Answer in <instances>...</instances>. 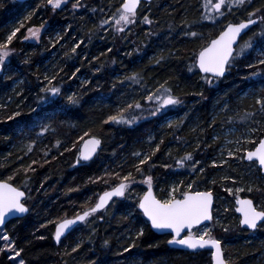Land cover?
I'll return each instance as SVG.
<instances>
[{
	"label": "trees",
	"instance_id": "trees-1",
	"mask_svg": "<svg viewBox=\"0 0 264 264\" xmlns=\"http://www.w3.org/2000/svg\"><path fill=\"white\" fill-rule=\"evenodd\" d=\"M76 2L64 0L53 9L47 0H0V43L19 29L9 45L13 54L0 73V180L22 189L29 209L24 217L0 228V236L6 233L17 251L23 249L18 258L25 264H211L209 250L169 246L170 236L153 232L140 211L133 209L150 175L154 194L161 200L168 197L173 184L179 185L176 198L187 191L212 192L213 218L207 225L212 236L222 241L229 264H264V224L253 231L241 227L234 196L227 192L229 187H241L239 195L262 208L264 176L255 162L219 157L224 154L227 133L233 132V141L242 143L241 152L254 148L248 141L258 142L264 135V113L255 103L257 95L264 94V81L247 79L260 69L248 67L257 64L260 49L236 56L226 74L211 86L195 66L199 50L225 24L248 19L249 12L264 9V0H251L231 11L223 7V16L209 13L212 19L204 18L205 0H150L140 3L135 22L124 26L123 32L110 19L123 0H79L73 8ZM260 16L264 12L252 17L258 18L257 24L235 50L264 28ZM105 20L109 22L102 26ZM41 25L38 41H27V29ZM58 37L62 39L57 42ZM160 56L165 59L156 64ZM133 72L141 75L140 84L126 79ZM53 76L56 79L48 84L45 77ZM165 81L182 103L151 116L148 110L154 103L146 98ZM53 86L60 95L53 103H42L41 89ZM73 94L79 103L68 102ZM133 102L143 109L136 110L141 118L135 123L108 121ZM18 110L22 115L9 121L7 117ZM245 113L252 115L241 119ZM43 125L49 126L47 132H41ZM86 136L98 138L101 144L92 160L78 163V146ZM157 145L159 151L142 166L143 174L137 173L134 165L139 159L132 154H151ZM186 153L199 161L195 171L192 162L177 164ZM129 172L135 183L124 197L112 199L106 210L55 243L56 222L90 208L100 192L120 182L116 173L122 178ZM102 176L103 180L90 182ZM184 186L188 188L183 190ZM140 228L144 235L136 238ZM77 244L79 248L72 251ZM132 244L135 247L125 252ZM4 245L0 239V249ZM13 254L8 249L0 251V264H15Z\"/></svg>",
	"mask_w": 264,
	"mask_h": 264
},
{
	"label": "snow or ice",
	"instance_id": "snow-or-ice-1",
	"mask_svg": "<svg viewBox=\"0 0 264 264\" xmlns=\"http://www.w3.org/2000/svg\"><path fill=\"white\" fill-rule=\"evenodd\" d=\"M251 0H216L213 3V0H205L203 7L206 9L204 14L205 19H212V15L209 13H215L223 16L224 13L221 11L223 7H227L231 11L232 7H243L245 4L250 3ZM48 5L53 9H58L64 3V0H47ZM140 0H123V3L117 9V12L113 14L110 19L114 22V25L117 28V31L123 32L124 26L133 24L135 22L136 12ZM79 6V0L73 4V8ZM264 12V9H256L248 13V19L239 23H228L224 30L220 32L219 36L212 40L207 46L203 47L198 55L195 57V63L198 65V68L201 72L205 73L204 77L205 82L211 86L214 80L223 77L231 66V62L235 59L236 56H242L246 52L254 51L257 47L260 49L259 58L256 65L249 64V68H257L260 66L259 70H254L251 73V76L247 79H252L253 77H261L264 81V28L261 29L258 33H253L247 40L242 44H239V50L234 49V44L238 43L239 38H241L242 33H245V30H250V26L256 24V20L252 19L253 16H257L258 13ZM145 22L151 23L147 17L144 18ZM261 24L264 25V16L259 17ZM109 21L105 20L101 22V25L107 24ZM28 29V32L31 37L39 39L41 29ZM19 29H15L10 35L7 36V40L4 43H0V69L3 68L6 60L13 54V50L9 48L13 38L16 36V33ZM189 35L196 37L198 34L196 32H190ZM28 39V37H25ZM62 37H58L57 42ZM79 47L77 44L71 49L73 53L76 52V48ZM165 57L160 56L155 60L156 64L161 63ZM27 62V61H25ZM79 69H77V72ZM75 76V73H73ZM48 81V84H51V80L56 79L53 76L51 79L45 77ZM126 79L134 84L141 83V75L137 72H133ZM167 81L164 84H161L155 92L147 96L149 102L154 103V107L149 109L151 116H156L162 114L165 109H169L180 105L182 103L179 96L174 95L171 88L166 87ZM42 93L45 95L40 97L42 103H53L55 98L60 95V89L58 87H47L41 89ZM261 93H264V87L261 88ZM202 95V94H201ZM67 100L70 104L79 103L78 97L75 94L68 96ZM256 105L259 106L261 113H264V94L257 95ZM19 108V106H17ZM227 107V105H225ZM136 110H141V104L139 102L128 103L126 108H119L117 114L110 115L108 121H111L116 124H127L131 125L135 123L141 117L135 115ZM32 112H36V109H32ZM22 113L18 110L12 115L8 116L9 121L15 120L17 117H20ZM249 113H245L244 117L241 119H246ZM107 122V121H106ZM172 125L170 124L169 127ZM49 130L48 125H43L41 132H47ZM39 135V134H38ZM34 143V141H33ZM250 144H254L253 150L247 151V159L249 161L258 160L259 165L264 167V138L259 139L258 142L248 141ZM88 145H91L90 148H87L86 151H81L80 156L78 157L77 162L81 160L88 161L92 158V155L96 152V149L100 146L101 140L93 137L87 142ZM60 146V141L56 142V147ZM32 150V145H28V151ZM69 149H66V151ZM156 151H159V145L156 146V149L151 153H141L134 152L132 155L139 159V163L134 165L137 173L143 174L142 166L147 165L152 159V156L155 155ZM47 154V153H45ZM229 156H232L231 151L228 152ZM143 158H140V157ZM185 161L192 162L193 171H195V165L199 161H193V156L191 153H186L177 164L183 166ZM35 163V162H34ZM200 172H203V168L199 169ZM116 177L120 179V182L112 187L110 191L103 192L102 195H99L97 202L94 206L83 211L82 214H77L74 219H64L61 222L56 224V231L54 238L57 243L61 241V237L65 235L66 231H71L72 227L78 222H86L87 219L93 214L97 213L101 209L106 210V206L109 205V201L113 197H124L126 191L130 186L135 183V178L132 173L129 172L127 175H124L122 178L119 173H116ZM12 177H8V180H11ZM103 177H97L96 180L90 182L96 183L99 180H103ZM107 183L106 180H104ZM148 185V191L144 193L142 197L139 198L137 204L133 205V209H139L142 211L143 215L147 217V221L150 222V226L156 230H171L172 238L167 241V244L180 245L184 249L191 250L193 252L208 249L211 251L213 264H229V261L225 258L224 251L222 248V241L212 236L211 230L205 228L199 234H194L191 229L194 225H200L204 221L212 220L211 205H212V195L210 192H184L182 194V199H177L174 193L177 191L176 188H172L168 194L167 199H157L152 191V182L153 177L147 176L144 180ZM191 188V185H189ZM228 191H231L229 189ZM243 191V189H237V192ZM249 192H252V188H248ZM25 193L20 191L18 188L13 187L7 181H0V225L5 223L6 218L9 215L16 213L24 214L29 211L25 203L22 202ZM237 204L239 207L236 208L237 212H240L242 218L240 219V225L246 226L248 229L255 230L258 228V225L264 224V207L258 208L251 199H239L237 198ZM132 212H129L131 215ZM223 227V226H222ZM188 229L186 235H181L182 232ZM223 230L227 232L229 229L223 227ZM144 235V229L136 233V238H140ZM44 237H40L43 239ZM0 239L5 241V249L11 250L14 252V257H20L23 249H15V241L11 240L10 237L5 233L3 236H0ZM107 244V241H105ZM135 244L129 245L124 249L125 252H129L131 248H134ZM79 248V244L72 251H76ZM19 264H25L23 259L19 260Z\"/></svg>",
	"mask_w": 264,
	"mask_h": 264
},
{
	"label": "water",
	"instance_id": "water-1",
	"mask_svg": "<svg viewBox=\"0 0 264 264\" xmlns=\"http://www.w3.org/2000/svg\"><path fill=\"white\" fill-rule=\"evenodd\" d=\"M16 1H18V2H23V1H25V0H16ZM150 0H140V3L141 2H149ZM123 3V2H122ZM140 5V4H139ZM139 5H138V7H139ZM138 9V8H137ZM252 19H254V20H256L257 22H258V18H256V17H254V18H252ZM247 20V19H246ZM246 20H240V21H238V22H229V23H239V22H242V21H246ZM257 22H256V24H257ZM228 24V23H227ZM227 24H225V26L227 25ZM225 26L218 32V34L215 36V37H213V38H211L209 41H208V43L205 45V46H207L212 40H214V39H216L218 36H219V34H220V32L221 31H223L224 30V28H225ZM254 25H252V26H250V29L253 27ZM249 32V30H245V33L247 34ZM246 34H244V33H242V36H241V38L244 36V35H246ZM241 38H239V40H238V43H239V41L241 40ZM238 43L237 44H234V49L236 48V46L238 45ZM204 46V47H205ZM203 48V47H202ZM201 48V49H202ZM200 49V50H201ZM200 50H199V52H200ZM198 52V53H199ZM198 53H197V55H198ZM196 55V56H197ZM195 66H196V68H197V70H198V72L200 73V74H202V75H206L205 73H203V72H201L200 70H199V68H198V65H196V63H195ZM0 73H1V69H0ZM226 74V73H225ZM221 78V77H220ZM94 136H87V137H85V138H83V140L81 141V143H80V145H79V149H78V157L80 156V153H81V151H86L87 150V148H90L91 147V145H88L87 144V142L89 141V140H91L92 138H93ZM96 138V137H95ZM261 138H264V135L261 137ZM260 138V139H261ZM96 139H98V138H96ZM99 148V147H98ZM98 148L96 149V152L92 155V158L90 159V160H92L93 158H94V156L96 155V153H97V150H98ZM250 150H253V148L252 149H250ZM247 151H249V150H247ZM247 151L246 152H244V155H243V159H244V161H246V162H255L256 163V166H257V168L259 169V171H260V173H261V175H263L264 176V167H261L260 165H259V162H258V160H253V161H249L248 159H247V156H246V154H247ZM90 160H88V161H90ZM88 161H83V160H81V162H88ZM0 181H4V180H0ZM8 183H10V182H8ZM11 184V183H10ZM13 187H15L13 184H11ZM116 186V185H115ZM114 186V187H115ZM17 188V187H16ZM20 191H23L22 189H20V188H18ZM111 190V188L110 189H107V190H105V191H110ZM105 191H103V192H105ZM148 191V188L143 192V194L141 195V197L144 195V193L145 192H147ZM152 191H153V189H152ZM24 192V191H23ZM103 192L102 193H100V195H102L103 194ZM188 192H210V191H206V190H200V191H188ZM25 193V192H24ZM211 193V192H210ZM153 194H154V191H153ZM155 195V194H154ZM211 195H212V205H211V213H212V209H213V202H214V196H213V194L211 193ZM25 197V196H24ZM99 197V196H98ZM113 198H119V197H113ZM157 198V197H156ZM183 198V196L181 197V198H177V199H182ZM237 198H239V199H251L250 197H248V196H238V197H236L235 199H234V211H235V213L237 214V216L239 217V224H240V219L242 218V215H241V213L240 212H237L236 211V208L237 207H239V205L237 204ZM24 199V198H23ZM158 199V198H157ZM97 200H98V198L96 199V202H97ZM252 200V199H251ZM22 202H23V200H22ZM95 202V203H96ZM95 203H94V205H95ZM109 203H110V201H109ZM254 203V202H253ZM93 205V206H94ZM27 207V206H26ZM102 210V209H101ZM101 210H99V211H101ZM139 210V209H138ZM140 211V210H139ZM28 213V212H27ZM27 213H24V214H19V213H16V214H13V215H9L7 218H6V220H5V223L3 224V225H0V228H3L9 221H11V220H13V219H18V218H22V217H24ZM83 213V212H82ZM82 213H79V214H82ZM140 213L142 214V216H143V218L146 220V222L149 224V226H150V222L149 221H147V217H145L144 215H143V213H142V211H140ZM76 217V215L75 216H73V217H69V218H65V219H74ZM64 220V219H63ZM62 221V220H61ZM61 221H59V222H61ZM58 222V223H59ZM209 221H204V222H202L200 225H194L193 226V228H195V227H199V226H202V225H204V224H206V223H208ZM79 223H81V222H78L76 225H78ZM76 225H74L73 227H72V229L76 226ZM241 227H244V228H246V229H248L246 226H242V225H240ZM192 228V229H193ZM150 229L153 231V232H155L156 234H159V235H163V234H167V235H169L170 236V239L172 238V232H171V230H156V229H153V228H151V226H150ZM191 229V230H192ZM248 230H251V231H253L252 229H248ZM55 231H56V225H55V229H54V234H55ZM189 230L188 229H185V231L184 232H182L181 233V235L183 236V235H186L187 234V232H188ZM71 231H66V233H65V235L64 236H66L67 234H69ZM64 236H62V237H64ZM61 237V238H62ZM54 238V237H53ZM54 241H55V243L56 244H58L57 242H56V240H55V238H54ZM169 245V244H168ZM169 246H171V247H173V248H176V249H180V250H186V251H191V250H187V249H184L182 246H180V245H175V244H172V245H169ZM208 250V249H207ZM210 251V250H209ZM210 260H211V264H213V261H212V256H211V251H210Z\"/></svg>",
	"mask_w": 264,
	"mask_h": 264
},
{
	"label": "rangeland",
	"instance_id": "rangeland-1",
	"mask_svg": "<svg viewBox=\"0 0 264 264\" xmlns=\"http://www.w3.org/2000/svg\"><path fill=\"white\" fill-rule=\"evenodd\" d=\"M216 2V0H213V3H215ZM30 28H32V29H35V28H37V27H30ZM30 28H28V29H30ZM28 29H27V31H26V34H25V37H28V39H26L27 41H29V42H37L38 41V39H35V38H33V37H31L30 36V34H29V32H28ZM233 133V132H232ZM232 133L230 132V133H227V134H225V138H224V142L227 144L226 146H223V148H224V154H220L219 155V157L220 156H224V157H228V158H234V159H236V160H239V157H242L243 158V155H244V152H241L240 151V147H241V142H237V141H233V137H232ZM247 138V137H246ZM229 151H231L232 153H233V155L232 156H229L228 155V152ZM240 154H242V155H240ZM103 177V176H102ZM105 177V176H104ZM172 188H176L177 190H179V185H171V187H170V191H171V189ZM188 187H185L184 186V188H183V190L184 189H187ZM234 187H229V188H227V192L229 193V194H232L233 196H234V198H236L237 196H239V193H240V191L239 192H237V189H242L241 187H238V188H234ZM229 189H231V191H228ZM169 191V192H170ZM168 197H166L165 199H167ZM212 218H213V213H212ZM217 220H218V216H217ZM219 221V220H218ZM208 223H210V221L208 222ZM208 223H206V224H204L203 226H202V228L201 229H194L192 232L194 233V234H199L202 230H204L205 228H207V229H209V227H208ZM13 257H14V254L12 255ZM14 259H15V264H19V258L18 257H14Z\"/></svg>",
	"mask_w": 264,
	"mask_h": 264
},
{
	"label": "flooded vegetation",
	"instance_id": "flooded-vegetation-1",
	"mask_svg": "<svg viewBox=\"0 0 264 264\" xmlns=\"http://www.w3.org/2000/svg\"><path fill=\"white\" fill-rule=\"evenodd\" d=\"M141 3H142V2H141ZM77 157H78V153H77ZM80 162H81V161H80ZM102 192H103V191H102ZM102 192H100V193H102ZM100 193L98 194V196L100 195ZM98 196L96 197V199L98 198ZM95 202H96V200H95ZM95 202H94V203H95ZM94 203L92 204V206L94 205ZM92 206H91V207H92ZM98 212H100V211H98ZM78 214H79V213H78ZM66 218H69V217H66ZM63 219H65V218H63ZM63 219H61V220H63ZM61 220H59V221H61ZM59 221H58V222H59ZM58 222H56V224H57ZM56 224H55V225H56ZM55 225H54V227H53V237H54V229H55ZM73 229H74V228H73ZM73 229H72V230H73ZM72 230H71V232H72ZM71 232H70V233H71ZM70 233H69V234H70ZM69 234H67L66 236H68ZM66 236L62 237L61 240L64 239ZM53 239H54V238H53Z\"/></svg>",
	"mask_w": 264,
	"mask_h": 264
}]
</instances>
